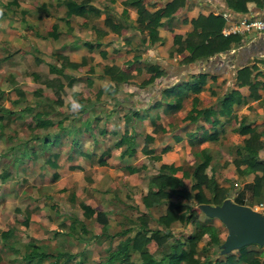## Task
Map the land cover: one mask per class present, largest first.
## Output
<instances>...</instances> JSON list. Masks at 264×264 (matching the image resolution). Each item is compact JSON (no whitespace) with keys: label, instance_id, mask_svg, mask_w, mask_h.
<instances>
[{"label":"trees","instance_id":"obj_1","mask_svg":"<svg viewBox=\"0 0 264 264\" xmlns=\"http://www.w3.org/2000/svg\"><path fill=\"white\" fill-rule=\"evenodd\" d=\"M123 2L125 5L136 9L135 26L139 32L147 36L149 43L161 42L162 40L159 35V28L162 25L161 18L174 15L185 5V0H123ZM224 2L229 9L237 13L248 11L247 2H253L257 7L264 9V0H224ZM13 3L16 2L8 0L5 5ZM60 4L64 6L62 13L55 14L54 20L47 24L43 37L52 39L62 37L66 39L70 35L69 18L72 15L85 18L90 13L96 15L99 13V9L92 5L89 0H60ZM147 4L152 5V10L146 7ZM43 8L42 5H39L37 10L41 11ZM121 13H126L125 7H123ZM59 20L65 23L66 29L59 26ZM103 22L109 29L118 34L126 32L125 25L113 22L109 12L105 13ZM190 22L192 28L185 34L172 33L174 52L180 55L179 60L184 63L205 58L224 50L231 42L237 41L240 36L234 33L227 35L221 33L225 21L220 13L210 12L206 15L199 13L196 17L191 18ZM91 26L96 33L94 40H83L81 42L89 49L97 48L100 45L99 36L106 33V30L100 29L94 24ZM99 53L103 57H113L111 54L107 55L102 49L99 50ZM170 54H173V52L171 51ZM53 57L54 61L47 63L46 72L32 71L33 78L40 80L48 87L50 89L49 93L41 87H36L32 90L35 99L30 104L17 108L15 105L10 108L0 107V118L3 116L2 114L10 116L12 119H19L28 114L34 128L45 130L52 127L57 129L54 133H32L27 138L17 141L16 145H9V149L16 150L18 148L17 150H19L13 156L12 161L15 157L19 160L26 157L33 162H40L41 165H49L54 168L56 166L55 159L58 156L57 151L61 145V137L63 134H68L70 141L65 153L67 160H71L73 152L78 150L90 161H95L99 166H105L107 165L106 158L109 156L111 145L94 155V158L92 152L79 150L77 133L81 129L91 130V121L85 120L83 127L74 126L72 123L70 125L63 124L64 119L68 118V114L61 111L64 86H71L74 82L80 80L79 77L72 75L70 71L82 70L83 65L87 63L86 57L83 56L80 61H73L62 51H55ZM34 59L37 62L40 61L36 56H34ZM136 59L137 57L133 56L132 59L123 61L121 65L110 64L103 67L102 74L114 82L113 90L119 84L128 82L133 77L131 71L136 69L134 65ZM86 69L88 71L86 81L90 83L88 74L92 71L91 65L88 64ZM252 69L253 65L237 69L235 78L239 85H247L248 96L256 98L259 96L258 88L264 91V78L257 79L258 72L252 74ZM146 70L149 72V76L141 81V85L151 83L162 73V70L155 63L147 64ZM49 74H53V76L49 77ZM204 80L205 74L199 72L190 75L189 79L181 83L163 88L161 90L162 96L174 95L173 100L166 103V108H179L183 91L198 92ZM15 89L17 88L15 87ZM22 93L23 91L18 88L17 94ZM77 94V92H74L80 111H84L83 98L76 97ZM196 100L197 98L193 97L191 106L183 117L184 120L195 124L192 131L187 133L189 142L193 144L204 140H217L221 130L219 128L221 116L225 118L224 122L235 124L234 129L242 134L243 138L235 148L236 156L231 160L234 169L239 175L251 171L255 173L252 179L244 184L247 193L246 199H243L244 189H241L234 195L233 201L252 206L254 200L260 198L259 196L264 188V159L259 156V151L264 148V141L261 139L262 131H258L254 126L246 123L243 117L238 120L234 112V105L245 102L246 97L237 89L231 88L220 97L216 108L212 106L198 108L196 107ZM17 101V99H14L13 103ZM36 107L38 108L34 110ZM134 116H138V112L134 109L129 110L124 115L126 119ZM157 129H159V125L155 124L153 131ZM99 133L107 135L110 139L111 133L115 135L116 131L107 130L103 127L99 129ZM115 138L112 146L119 149L118 158L133 157L135 153L133 135L127 129H124L123 132L117 133ZM192 138H194V141ZM152 139L153 137L150 134L145 136L142 150L149 153L153 159L159 160L160 155L154 154L153 148L148 147ZM179 139L180 137L175 135V140ZM57 146L56 150L51 149V147ZM168 149H170V146L166 144L160 150L164 152ZM194 158L190 170L183 169L180 165H174L171 162L160 163L156 172L148 178L147 190L140 198L145 210L135 216L136 220L133 227L124 226L117 231V234L123 236V238H120L114 247L108 246L105 256L88 264H264V258H261L264 252L263 245L260 246L256 243L243 245L224 254L219 253L218 245L223 240L220 234L225 233L226 228L221 222L220 225L213 224V217L204 215L197 204H220L223 199L229 196V188L220 185L212 173H207V167L210 165L212 157L206 149L202 148L195 151ZM241 164L244 165L242 168L240 167ZM143 167L144 165L140 160L134 165L126 164L123 166L128 172H135ZM69 168H80V166L69 164ZM178 171L180 174L177 173ZM9 173V169L3 170L2 178L8 176ZM56 177H58V172L53 170L51 178L55 179ZM187 177H190L188 186L185 183ZM59 190L64 191L65 188L61 187ZM69 199L71 201L75 199L73 191L70 192ZM161 206L164 207L163 211L157 216H153L149 211L151 208H160ZM80 208L82 219H72L71 228L74 227L75 223H79L81 229L86 231L84 220L90 218H94L103 226L108 225L109 218L104 210L96 209L83 201H80ZM201 214L203 216L200 219ZM151 221H154L155 225H151ZM176 221L191 224L193 231L186 233L184 236H175L170 228ZM24 224H27V217L24 219ZM12 231V228L0 231L3 244H6L8 240L11 241ZM199 241H202L200 247H198ZM151 243H154L155 247L150 248ZM209 251H212L214 255L211 256ZM133 255H136L137 261L133 260ZM18 258L21 264H39L43 261H46V264H84L81 251L70 252L59 249L46 251L33 241L26 243L25 248L19 252Z\"/></svg>","mask_w":264,"mask_h":264},{"label":"rangeland","instance_id":"obj_2","mask_svg":"<svg viewBox=\"0 0 264 264\" xmlns=\"http://www.w3.org/2000/svg\"><path fill=\"white\" fill-rule=\"evenodd\" d=\"M6 1L8 0H0V91H2L0 93V107L10 108L15 105L17 108L30 104L35 99L32 90L36 87H41L47 93L50 92V89L40 80L33 78L32 71L46 72L47 63L54 61L55 51L70 50V48L62 47L61 42L65 38L43 37L47 24L53 20L55 14L62 13L64 6L60 4V0H14L16 3L5 5ZM89 2L101 9L102 12L97 15L90 13L85 18L72 15L69 20L71 31L70 35L66 37L67 41L74 39L73 42L77 45L82 40L93 41L96 33L91 25L94 24L100 29H106L107 25L103 22L105 13L109 12L111 17V9L119 12L122 8L119 0H115L113 4H111V0H89ZM39 5L44 7L43 10H37ZM58 9L61 10L57 12ZM62 23L63 21L59 20L62 29H66ZM179 23L180 20L178 19L174 25L181 27L180 24L182 23ZM169 31L170 29H164L162 33L164 41L162 44L157 45L161 46L169 42L171 39ZM176 31L183 32L182 28ZM111 33V29L108 28L105 34L99 36L102 41L100 48H104L108 53L115 54L117 63H122L132 53L142 56V53L147 52V46L144 44L145 34L142 33V36H139V41L133 39L126 44L122 42L121 35L111 41ZM140 38L143 40H140ZM127 45L131 48H127ZM81 46L78 51L70 50V55L72 58L79 59L84 54L87 63L83 65L82 71L74 73L87 75L86 68L89 63L94 64L95 70L92 74L89 73L90 83H87L86 77H81L72 87L65 85L62 94L64 105L62 104L63 107H61L65 112L67 111L73 115L68 124L72 123L77 126L78 123H82L79 120L83 119V117L75 119L78 111L73 108V104H76V102L70 95L72 89L79 91L87 103L86 106H89L92 101L99 100L98 102L102 103L100 104L102 106L99 111L100 116L109 115L108 117H110L111 114H114L110 117L114 119L116 114L121 113L123 107H128L131 101L132 107H140L139 100H136L139 94L134 96L128 94L123 88H118L116 91L117 96H114L115 91L111 92L108 79L100 74L102 65L111 62V59L102 58L97 49L86 51L85 49L82 50ZM159 46L156 47L157 49H152L153 51L149 55L145 54L143 61H139L142 63L143 71L137 73L131 83L141 85L140 81L146 76L143 67L146 60L152 61L153 57L161 53L167 55L168 49L163 46L162 49L164 50L158 51ZM34 56L39 58L40 61L37 62ZM176 57V61H178L180 56ZM260 76L264 77V73ZM129 84H126V86ZM15 87L21 89L23 93L17 94ZM112 98H116L117 103H113ZM128 98L133 100L130 101ZM14 99L18 101L13 103ZM185 101V105H188L189 98ZM103 103L113 106L114 111L108 110ZM37 108H34V110ZM182 113L170 116L169 121H171L172 126L179 125L182 122ZM2 115L0 118V231L7 228H12L13 231L11 241L8 240L6 244H3L0 237V264H21L18 258L19 252L25 248L26 243L29 241L37 243L46 251H56L58 249L70 252L81 251L84 264L105 256L107 247H114L117 241L123 238V236L117 234V231L124 226L133 227L136 220L135 216L145 210L140 198L146 192L148 178L156 171L159 162L143 154L140 146L137 145L136 154L137 157L142 159L144 168L136 172L128 173L115 168L113 165L116 152L111 150L110 158H108L110 164L106 166L96 165V163L90 162V159L78 158L79 156H73L70 161L58 158V164H60V167L56 169L58 177L52 179L51 173L55 168L49 165H40V162H33L26 157L22 160L15 157L12 161L13 156L19 150H17L18 148L16 150L9 149V145H16L17 141L27 138L32 133H51L56 128L49 127L45 130L34 128L28 114L19 119H12L6 114ZM118 118L120 121V115H118ZM99 123L95 121L96 125L91 128L96 137H99L98 128L101 125ZM114 126V128L120 127L115 124ZM136 140L140 145L142 137L137 135ZM69 141L70 136L63 134L61 147L66 148ZM102 142L106 141L103 139ZM165 143L173 144L170 137H167L166 140L161 138L156 151L158 152V147ZM221 143L223 144L222 141L217 144V151L222 148ZM86 144V138L82 139L81 145L85 146ZM183 146L186 147L187 144H183ZM57 148L58 146L51 147L52 150ZM181 152L182 150L178 147L172 151L169 157L162 158L161 161L185 162V165H187L191 160V156L188 154L186 156L182 155ZM213 157V163H215V156ZM11 162L15 166H12ZM68 162L79 163L81 168H69L67 167ZM6 169H9L10 173L2 178V171ZM224 169L226 171V168ZM222 177L224 178L220 181L229 188V196L232 199L235 185L240 181V175L231 170L223 173ZM218 179H221V177H218ZM185 183L187 186L189 185L188 179H185ZM61 187H64L65 190L60 191ZM71 191L75 194V199L72 201L69 199ZM80 201L87 202L96 209L104 210L109 218L108 225L103 226L94 218H90L84 220L86 231L81 229L79 223H75L74 227L71 228L72 219H82ZM256 201V204L252 205L254 209L260 208ZM262 201L264 202V200ZM163 208V206L151 208L149 211L153 216H157ZM202 216L201 214L200 219ZM26 217L27 224H24ZM212 223L220 225V221L215 217H213ZM150 224L155 225V222L151 221ZM170 229L175 236H184L186 233L193 231V226L189 223L183 224L176 221ZM225 233L222 232L223 236ZM201 244L202 241H199L198 247ZM149 247L153 248L155 244L151 243ZM209 253L211 256L214 255L212 251H209ZM133 260L137 261L136 255H133ZM39 264H46V261Z\"/></svg>","mask_w":264,"mask_h":264},{"label":"crops","instance_id":"obj_3","mask_svg":"<svg viewBox=\"0 0 264 264\" xmlns=\"http://www.w3.org/2000/svg\"><path fill=\"white\" fill-rule=\"evenodd\" d=\"M150 1H154V0H150ZM160 1H164V0H160ZM114 2H115V0H111V4H113ZM119 2L122 5L121 10L123 9V7L126 8V13L122 14L121 10L119 12H115L111 9V20L113 22H118L122 25H125L126 32L118 34V33L111 30V32H112L111 33V41L114 40L115 38H117L118 35L122 36V38H123L122 42H125L126 44L129 43V40H133V39L139 41V36L140 35L142 36V33L139 32L135 26V24H136L135 19L137 16L136 9L134 7H130V6L125 5L123 0H119ZM146 7L149 10H152L151 4H147ZM247 8H248V11L246 13H237V12H234L231 9H229L226 6L224 0H185V5H184L183 9H181L179 12L175 13L172 16L161 18L162 25L159 28V35L161 37L164 36L162 34L164 29H170L169 33H171V39L169 40V42H166L165 45L159 46L157 44L163 43V41H164L163 37H162L161 42L149 43L147 40V36L145 35L146 39L144 40V44L147 46V48H146L147 52L142 53V56L138 55L137 53H132L130 55V57L127 58V59H132L133 56L137 57V59L134 63L136 69L131 71L133 74V77L130 79V81L121 83L118 86H116V89H114V90H113L114 82L111 81L107 76L102 74V69L105 65H110V64L120 65L121 63L119 64L115 61V54H113L112 52L108 53L104 48H100V45L102 43L100 38H99L100 45L97 48L93 47L91 49L87 48L85 45H83L81 43L83 40L80 41V44L82 45L81 46L79 43L77 45V43L73 42L74 39H70L69 41H67L68 40L67 38L64 39V41L61 42L62 47H65V46L69 47L71 51L72 50L78 51L79 47L81 46L82 50L85 49L86 51H88V50L97 49L98 53H99V50L102 49L106 52L107 55H110V54L113 55V57H103L102 56V58L111 59V62H107V63L102 65V69H101L100 74H102L104 77H106L108 79V86L111 87V92L115 91L113 94L114 96H117L116 91L118 90V88H123V90L127 91L128 94H131L134 96L139 94V97L137 95L136 100H139L140 107H132V105H131L132 101L131 100H133V99L128 98V100L131 101L129 103L128 107H126V108L123 107L122 108L123 111L121 113L120 112L117 113L116 117L114 119H112L110 117H112L114 114H111L110 117H108L109 115L108 116H105V115L100 116L99 115L100 108L102 107L100 105L102 103L98 102L99 100L98 101H92L89 106H86L87 103L85 102V99L80 95L79 91L76 89H72L70 95L74 98L76 104L78 105L76 98L74 96V92L78 93L76 97H82L83 98L82 103L85 107L84 111H80L79 105H78V107H76V110L78 111V113H76L75 119H77V118L81 119L83 117L82 120H79V121H82V123H78L77 127L78 126L83 127V123L85 120L91 121L92 126L96 125L95 121L100 122L99 124H101L100 127L98 128L99 137H96L93 134V131H91V130L81 129V131H79L77 133L78 138H79V150H81L82 152H92L93 158H94V155H97L101 150H103L104 148L111 145V149L109 151V156L106 158L107 165L110 164V163H108L109 162L108 158H110L111 150H115V152H116L114 155L115 163L113 166L117 169L122 170L123 172L124 171L128 172L126 169L123 168V166L126 164L134 165V164H136V162L138 160H140L142 162V164L144 165L142 159L137 157V154H136L137 145H138V147L140 146V150L143 152V154L152 158L149 153H145L142 150V146L144 144V138L147 134H150V135H152L153 139L148 144V147L153 148L154 154L160 155V159L156 160L159 162V164L157 165V168L159 167L160 163H162V162H165V163L171 162L174 165H180L183 169L190 170L193 163H194V159H195L194 158V152L198 151L199 149L204 148L210 153V155L212 157L210 165L207 167V173H212L214 175V177L216 178V180L218 181V183L220 185H224L220 180H223V178H224V177H222L223 173H227L231 170L235 171L234 165H233L231 160L236 156L235 148L237 145H239L241 143L243 135L234 129L235 124H231L229 122H224L225 118L223 116H221L220 117L221 121H220V126H219V128L221 130L218 134L217 140H215V141L204 140L202 142L192 144L188 140L187 133L192 131L193 125H195V124H193L192 122H188L187 120H184L183 117L186 114L187 110L190 108L193 97L197 98L196 107H198V108L204 107V106H212V107L216 108V107H218V101H219L220 97L229 89L235 88L242 95H244L246 97L245 102L234 105V112L237 115V119L239 120L243 117L246 123H249L250 125L254 126L256 128V130L262 131L261 139L264 141V91L261 88H258L257 92H258L259 96L256 98L250 97V96H248L249 90H248L247 85L246 84L239 85L236 78H235L237 69H239L243 66H251V65H253L252 74H254V72H258L256 78L257 79H263L264 78V77L260 76L262 73H264V30L263 31H250V32H246L243 34H239L240 35L239 39L237 41L231 42L230 45L226 49L221 50L217 53H214L211 56L196 59V60L188 62V63L181 62L180 60L176 61L177 60L176 56L179 57L180 55L177 54L176 52H174L172 33L178 32L176 30H179V28H182L183 32H180L182 34H185V32L191 30L192 24L190 22V19L196 17L199 13H201L203 15H206L210 12L221 14V12L225 11L228 13H233L234 15H237V16H243V15L264 16V9L257 7L253 2H247ZM99 12H102V10L99 9ZM180 15H181V17L179 18ZM178 19L180 20V23H182V24L179 23L181 25V27H176L174 25L176 23V20H178ZM53 20H54V18H53ZM69 20H70V18H69ZM62 24L65 25L64 22ZM224 24H225V22H224ZM59 26L61 27V24H59ZM69 26L71 27L70 24H69ZM107 29H108V27L104 30H107ZM70 31H71V28H70ZM140 40H143V39L140 38ZM63 43H64V45H63ZM157 46H159V48H160V49H158V51L164 50V49H162V47L165 46V49H168L166 52L167 55H163L161 53V54L153 57L152 61L146 60L143 63V67L145 68L144 72L146 73V76L143 77V79H146L149 76V72L146 70V65L150 64V63H155L159 67V69L162 70L161 75L156 77L151 83H148V84H145L142 86L137 85V84L134 85L135 83H131V81L134 79V77L136 76L137 73H141L143 71L142 70L143 69L142 63L139 61H143L145 54L149 55L150 52L153 51L152 49L156 48ZM127 48H131V46L127 45ZM70 50H64L63 49L60 51H62L64 54H66L69 57V59L73 60V61H80L83 56L86 57L82 53L83 55H81L79 59H77L75 57L72 58V56L70 55ZM76 51H75V53H76ZM171 51L173 52V54H170ZM184 52L187 53L186 50H184ZM151 55H153V54H151ZM90 59H89V61H90ZM127 59H125V60H127ZM89 65H91V67H92V71L90 72L92 74V72H94V70H95L94 69L95 66H94V64H91V63H89ZM74 72H80V71H76V70L70 71V73L72 75L79 77L80 79H81V77H86V74L81 75V73L75 74ZM199 72L205 74V80H204V83L202 84L200 90L198 92H193L191 90H184L182 93V99H181L180 107L177 109L166 108V103L168 101H172L174 98V95L172 94L168 97H164L161 95V90L165 87H169V86L174 85L176 83H181V82L189 79L190 75L195 74V73H199ZM49 75H53V74H49ZM88 76H89V74H88ZM78 81H76V82H78ZM141 81H140V84H141ZM76 82H74L69 87H72ZM126 84H129L130 86L129 85L126 86ZM64 88H65V86H64ZM94 98H95V96H94ZM187 98H189V104L185 105V102H186L185 100ZM111 101L113 103H117L116 98H112ZM103 104H105V106H107L108 110L111 109V112L114 111L113 106L108 105L107 103H103ZM63 105H64V103H63ZM63 105H62V107H63ZM62 107H61L62 113L68 114V118L64 119V122H63L64 125H67L68 122L73 117V115H71L67 111L65 112L62 109ZM133 109L138 112V116H134V117H130V118L126 119L124 117L125 113L128 112L129 110H133ZM81 112H83V113H81ZM181 112H183L181 115L182 122L179 125H173L172 126L170 124L171 121H169L170 116L172 114H176V113L181 114ZM118 115H120V121H119ZM199 123H201V121H199ZM114 124L118 125L120 127L114 128L115 127ZM155 124L159 125V129H157L156 131H153V127ZM103 127H105L107 130L116 131V134L113 135L111 133V138L109 139L107 135H102L99 133V129L103 128ZM124 129H127V131L133 135V141H134L133 146L135 148V153H134L133 157H131V158L125 157L123 159H119L118 158L119 149L117 147H113L112 143L115 141V139H116L115 137H116L117 133L123 132ZM55 131H57V129ZM55 131H53L51 133H54ZM137 135H140L142 137V141H141L140 145L138 144V141L136 140ZM175 135H178L180 137V139L175 140ZM65 136H69V135L67 134ZM167 137H170L173 144L165 143L163 145H166V144L169 145L170 149H168L164 152H161L160 149L163 146V145H161L160 147H158V152H157L156 150H157V146H158L159 141H161V138H162V140H166ZM85 138H86L87 144L85 146H82L81 145L82 139H85ZM103 139H104V141H106V142H104L105 145H103L104 144L102 142ZM192 140L194 141V138H192ZM221 141L223 142V144L221 143L223 146L219 151H217V148H218L217 144ZM183 144H187V146L184 147ZM178 147H180V149L182 150V152H181L182 155L186 156L188 154L191 156V160L187 163V165H185V162L184 163H174L172 161H169V162L161 161L162 158L164 159V158L169 157L170 154L172 153V151ZM67 149H68V145L66 146V148L61 147V145H60V149H59V151H57L58 156L55 159L56 166L54 167L55 168L54 170H56L57 168L60 167V164H58V160H57L58 158H62L66 161H70V160H67L65 158V153H66ZM73 156L74 157L79 156L78 158H87V157L83 156L82 154H80V152L78 150L76 152H73ZM213 156H215V159H216V161H214L215 163H213V159H214ZM259 156L262 159H264V148L259 151ZM132 160H134V162H132ZM87 161L89 162V160H87ZM90 162L96 163L95 161H90ZM69 164H78L81 168V165L79 163L68 162L67 167H69ZM40 165H41V163H40ZM96 165H98V164L96 163ZM12 166H15V164L13 163ZM243 166H244L243 164L240 165L241 168ZM157 168H156V170H157ZM224 168H226V171ZM131 173H133V172H131ZM177 173L180 174L179 171ZM254 173H255L254 171H251L249 173L240 175V181L235 185V188H234L235 189V191L233 192L234 195L237 193V191L244 189V198L243 199L244 200L246 199L245 196L247 193H246L244 184L252 179ZM218 177H221V179H218ZM186 179H188V181L190 183V177H187ZM147 185H148V183H147ZM234 195H233V197H234ZM227 197H230V196H227ZM233 197H232V201H233ZM259 197H260L259 200L256 201V199H255L252 205L256 204L255 203V201H256L257 204L260 205L259 207L263 210H261L260 208H256V209L260 210L264 214V202L262 201V200H264V188H263V191ZM250 207H252V206H250ZM225 234L223 236V234L221 233L220 237L222 239H224ZM261 258H264V252L261 255Z\"/></svg>","mask_w":264,"mask_h":264},{"label":"water","instance_id":"obj_4","mask_svg":"<svg viewBox=\"0 0 264 264\" xmlns=\"http://www.w3.org/2000/svg\"><path fill=\"white\" fill-rule=\"evenodd\" d=\"M200 211L216 217L226 228V234L218 245L224 254L249 243L264 245V214L248 205L239 204L226 197L220 204L199 203Z\"/></svg>","mask_w":264,"mask_h":264},{"label":"built area","instance_id":"obj_5","mask_svg":"<svg viewBox=\"0 0 264 264\" xmlns=\"http://www.w3.org/2000/svg\"><path fill=\"white\" fill-rule=\"evenodd\" d=\"M225 24L221 29L223 35L230 33L243 34L250 31L264 30V16L260 15H243L237 16L233 13L221 12Z\"/></svg>","mask_w":264,"mask_h":264},{"label":"clouds","instance_id":"obj_6","mask_svg":"<svg viewBox=\"0 0 264 264\" xmlns=\"http://www.w3.org/2000/svg\"><path fill=\"white\" fill-rule=\"evenodd\" d=\"M76 107H78V105L74 103V104H73V108H76Z\"/></svg>","mask_w":264,"mask_h":264}]
</instances>
